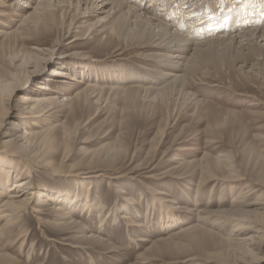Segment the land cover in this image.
I'll return each mask as SVG.
<instances>
[{"label": "rangeland", "instance_id": "rangeland-1", "mask_svg": "<svg viewBox=\"0 0 264 264\" xmlns=\"http://www.w3.org/2000/svg\"><path fill=\"white\" fill-rule=\"evenodd\" d=\"M87 2L54 1V6L45 10L36 25H21L17 14H29L32 10L25 8L22 0H9L8 8L0 9V81L8 79L11 73L24 78L26 71H31L32 68L18 69L17 65L22 54L27 53L34 59L29 66L36 65L41 72L14 92L15 99L45 82L56 84L64 95L79 93V102L74 104L76 110L52 109L47 114V123H41L40 128L32 126L30 118L22 120L21 123L27 124L25 127L22 124L21 130H42L48 127V122L68 126L78 123L77 137L70 146L65 167L59 174H47L33 167L32 183L45 194L58 192L66 200L75 201L69 204L70 216L86 227L87 235L99 236L117 251L108 254L105 247L79 243L80 234L74 229L62 231L51 226L53 218L47 215L40 216L38 222L37 215L29 209L21 216L19 229L4 232L0 247L8 257H4L6 261L0 257V264H225L218 262L217 257L225 259L228 246L224 241L234 238V234L246 240L253 236L260 259L252 264H264V237L261 245L256 233L231 232L230 224L219 229L214 224L215 216L200 214L205 210H239L242 203L264 200V48L242 49L238 41V47L230 49L219 42L201 45L199 60L185 79L186 90L179 93L166 90L161 98H153L154 94H145L140 86H163L169 79L151 36L138 35L133 25L116 18L109 6L102 13L94 9L95 3ZM131 2H135L138 14L146 13L155 21L174 25L173 31L177 25L180 35H197L203 24H196L213 15L226 22L225 15L230 9L238 27L243 22L250 29L264 23V0ZM112 22L119 23L115 33L111 32ZM250 23L255 26L250 27ZM207 25L205 22L204 31L209 29ZM68 28L75 29L71 34L84 39L71 43L73 35L64 36ZM241 31L235 30L233 35ZM222 35L220 32L208 39ZM258 43L264 44L262 39ZM36 49H51L53 53L44 63ZM52 68L68 70L76 80L53 83ZM88 84L101 89L98 103L96 98L90 99L93 90H86ZM111 87L119 91H111ZM14 113L8 109L4 123H16ZM112 146L122 150L118 157L103 154ZM222 155L230 157L233 170L239 174L238 181L217 179L199 186L200 169L207 164L202 159L206 157L211 162ZM59 160L57 155L56 162ZM210 168L221 179L224 171L214 170L212 164ZM90 170H98L101 175L93 178L94 174H85L87 182L75 175L77 171ZM118 188L125 194L118 196L115 192ZM86 191L91 212L82 214L77 207L84 202ZM122 196L134 200V204H125ZM35 200L37 205L42 204V200ZM175 205L182 209L172 210ZM162 206L171 210L165 216L160 212ZM102 218H106V223L98 228ZM144 221L143 228L131 226ZM195 224L202 228L197 233L198 245L195 240L184 247H174L172 241H166L167 247L161 241ZM19 233L26 234L21 248L19 242L15 243ZM140 237L146 242H138ZM209 255L213 260H206ZM190 257L193 260L185 261ZM226 260H229L226 264H236L228 255Z\"/></svg>", "mask_w": 264, "mask_h": 264}, {"label": "bare ground", "instance_id": "bare-ground-1", "mask_svg": "<svg viewBox=\"0 0 264 264\" xmlns=\"http://www.w3.org/2000/svg\"><path fill=\"white\" fill-rule=\"evenodd\" d=\"M8 1L0 0V9L8 8L9 6L7 5ZM22 1L25 2L22 5L25 8L28 7L29 9H31L32 12L29 14L26 13L27 15L17 14V17L20 18L19 21L22 23L21 25H27V24L36 25L38 22L41 21V18L43 17L45 10L47 11V8L54 6L53 2L57 0H29L31 2H29L28 0H22ZM89 3L91 5L95 3L96 7L94 9L97 10V12L100 10V12L102 13L103 10L106 8V6H109V10L113 11L112 13L115 14V17L123 19V21L127 22L128 24H132L133 27L135 28L134 30L137 31L138 35L142 36L144 35V33H147L148 35L151 36L150 38L153 39L154 47L159 49L160 51V53L158 54L159 56L158 59L162 62V65L166 68L165 74L167 76V79H169V81H167V83H165L163 86H158L154 88H143L140 86V89H142L145 94L146 93L154 94L153 98H158L162 96V93L166 90H170L173 93L184 92L186 90L187 84L185 82L186 81L185 79L193 70L192 68L195 66V64H197L199 60V59L197 60V58H199L202 50L200 49L201 45L204 44L207 45L213 42L215 44L216 42L217 43L219 42L220 45H225L227 49H230L234 45H236L238 41V45H241L242 49H249L250 47L252 48L257 46L261 47V49L264 48V44L262 46L258 45L259 44L258 39L260 40L262 39L264 43V23L261 24L262 23L261 22L260 24H257V26L259 27L253 25V23H250V27L255 26V28L250 29L248 28L249 27L248 23L243 22L244 24L242 25V27H238L237 23L234 21L236 16L233 15L234 13L232 9L228 10V13L225 15V17L227 18L226 22L219 20L218 18L219 16L213 15V17L212 18L210 17V19H208L207 21L200 20L199 23L196 24L197 26H200L202 24L204 25V23L206 22L208 23L207 27L209 29H206L204 31V26L202 25V27L199 30H197V35L189 36L187 34L186 35H180L181 33L178 34L180 30H178L177 25L175 26L176 31L175 30L173 31L171 27H173L174 25H167L155 21L156 20L155 18H151L147 16L146 13L143 15L138 14L136 7H134L135 2L130 3V0H88L87 4ZM150 6H153V4ZM225 10L227 11V9ZM107 14H109V12ZM118 24L119 23L117 22L111 25L112 26L111 32L113 33L117 32L116 28L118 27L117 26ZM156 29L157 31H155ZM235 30H243V31H241L237 35H233V32H235ZM74 31L71 30V28H68L64 33V36L69 37L70 35H73L71 33H74ZM220 32L223 34L222 37L218 39L215 38L208 39V36H214V35L216 36ZM81 39L84 38H80L77 35H73V39L70 42L71 43L76 42ZM236 46H234V48ZM37 51L41 53L42 58L40 60H43L44 63L52 56L53 53V50L51 49H45V50L38 49ZM32 59L33 57L31 55H27V53L22 54V57L19 59L20 60L19 64H17L18 69L32 68L31 71L25 70L27 74L24 76V78L23 76L21 77L20 74L11 73L10 75L7 74L9 75L8 79L6 80L4 79L3 81H0V198L3 195L5 196L4 199L0 201V244H2L1 242L3 241L4 232L6 231L12 232L13 229L17 227L19 229L21 216L29 209H32L33 213H35L38 217L37 218L38 222H41V218H39L40 216L42 215L50 216L53 218V223H51V226L59 227L60 229H62V231L68 229L71 230L74 229L75 232L79 233L80 235L77 238V241L79 243H87L88 245L90 246L92 245L94 247H101V248L105 247V249L108 250L107 251L108 254L114 253L117 251L115 247L105 244L104 240L102 238H99V236L89 235V234L87 235L88 232L86 230V227L80 225L76 219L70 216L72 213L71 212L72 208L69 204L71 203L73 204L75 201H68V199L66 200L65 198L66 196L63 194L62 196H60L59 194L57 195L58 192L55 194L54 193L45 194L41 192V189H39L37 185L33 187V183H32L33 178L31 177V170L33 167L43 170L47 174L50 173L59 174L61 172V169L65 167V161L68 160L69 157L70 146H73L72 144H74L73 142L76 136V132L78 130L77 129L78 123H75L73 126H68L67 125L68 123L53 125L51 122H48L49 123L48 127L42 130H32V129L28 130L25 128H22L21 130V125L24 124L25 127L26 126L25 124H27V121L21 123L22 120L24 118L26 119L30 118L33 121L31 122V125L36 128L37 127L40 128L41 123H47L46 118L49 116L47 114L52 109L62 107L69 110V112H73L75 109L74 104H77L79 102L80 95L79 93H76L74 96L64 95L63 90H59L56 84L50 85L45 82L36 85L34 90L22 94L20 95V97L15 99L13 97L14 92L22 87L27 86L30 77L33 76L34 74L39 73L40 71V68L37 69L38 67L36 65L29 66L30 61ZM50 74L53 75L54 77L50 79V81H52L53 83L60 82L67 84V79L76 80L75 79L76 77L73 76L71 72H69L68 70L52 68ZM77 82L81 83L80 80H77ZM85 88L86 90L89 89L93 90L90 99L96 98L95 102L98 103L99 95H101V89L99 90L97 86H93V85L90 86L89 84ZM176 88L179 89L177 90ZM110 90L115 92L117 90L119 91V88L111 87ZM8 109H12L15 111L13 118H15L14 121L16 123L14 122L4 123V120L7 117ZM2 123H4V125H2ZM3 128L4 131L2 130ZM19 130H21V132H19ZM120 151L122 150L118 149V147L116 149L112 146L111 148H107V150H105L103 154L108 156L111 155V157L112 156L116 157ZM57 155H59L60 160L56 162ZM229 158L230 157H228L227 155L226 156L222 155L213 158L211 162L205 160L206 157L205 159H202L207 164L206 166H203L200 169L199 186L204 182L214 181L217 179L225 182L238 181L239 174H237V172L233 170ZM263 161H264V157H263ZM18 164H20L21 167H19ZM211 164L214 167V170L215 169L218 170L220 168L221 170L224 171V174L221 175V179L219 177L217 178L216 175L212 173L213 170H211L210 168ZM97 172L98 170H90L87 172L77 171L75 175L77 178L82 179L81 181L87 182L85 181L84 175L89 174L87 176H91L90 174H94L92 175V177L97 178L101 175ZM120 177L121 176L117 178ZM81 184L83 185V183ZM115 192L116 194H118V196L124 193L122 188L121 189L118 188ZM84 196H85L84 202L80 203L77 208L78 210H80L82 214H87L86 211L91 212V207L89 205L88 191H86ZM58 197H60L61 198L60 200H62V201L59 200L58 201L59 203L57 202ZM35 199L42 200V204L37 205ZM259 200L261 199L257 198V202L255 203H249V202L242 203V206H240L242 208H240L239 210H234V211L232 210L226 211L222 209H219L217 211L205 210L200 214L205 213L206 215L215 216L217 218V223L214 224L219 229H221V226L224 227L230 224L231 232L243 231V230L254 232L259 236L258 243L261 244L262 239L264 237V200H262L263 201L262 203H259L258 202ZM122 201H124L125 204H134L135 202L134 200H130L126 196H122ZM55 202H57V204ZM256 205H262V206L258 208ZM180 209H182V207H179L177 205L173 206L172 208V210L174 211ZM169 211L171 210L167 206H162L160 209L162 216H165ZM199 220L201 219L199 218ZM145 222L146 221L134 223L131 226L134 228L135 227L143 228ZM99 223L100 224L98 228L103 227L106 223V218L100 219ZM199 229L202 228L197 224L188 226L184 229L179 230L174 235H171L164 240L162 239L161 241L162 242L164 241L166 246H167L166 241H172L171 246L184 247L185 245L190 243V241L196 240L197 244L195 245H198V242H200L199 239L200 235L199 236L197 235ZM18 235H20V233ZM179 235H181V237H179ZM238 235L239 234H234L233 235L234 238L225 239L224 243L226 244V246H228L225 247V251L227 252V255L232 257L235 260L234 263L236 262V264H252L254 262L257 263L260 258L258 257L259 246L255 245V241H254L255 238L251 236L246 240L243 238L242 239L239 238ZM176 236H178L179 239H177ZM25 238H26V234H22L18 236L16 241L15 240L14 241L15 243L19 242L21 248L23 247ZM176 239L177 241H174ZM137 241L146 242V239L140 237L137 239ZM158 245L157 247L159 248ZM2 249L3 248L0 247V257H2V259L6 261L4 257H8V255L2 253L1 252ZM156 250L157 249H155V251ZM216 255L219 256V254ZM216 255L214 254V256ZM222 255L223 254H221V256ZM226 257L225 259L222 257H217V260L220 263L221 262L225 264L229 263V260L227 261ZM208 258L210 260L213 257L212 255L211 256L209 255L206 257V260ZM187 260H193V258L191 257L189 259L187 258L185 261Z\"/></svg>", "mask_w": 264, "mask_h": 264}]
</instances>
